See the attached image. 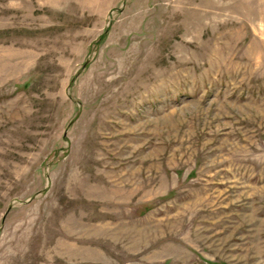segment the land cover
I'll list each match as a JSON object with an SVG mask.
<instances>
[{
    "label": "rangeland",
    "instance_id": "rangeland-1",
    "mask_svg": "<svg viewBox=\"0 0 264 264\" xmlns=\"http://www.w3.org/2000/svg\"><path fill=\"white\" fill-rule=\"evenodd\" d=\"M0 264H264V0H0Z\"/></svg>",
    "mask_w": 264,
    "mask_h": 264
}]
</instances>
